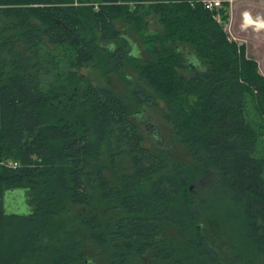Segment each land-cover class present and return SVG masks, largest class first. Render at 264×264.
Here are the masks:
<instances>
[{
	"label": "trees",
	"instance_id": "1",
	"mask_svg": "<svg viewBox=\"0 0 264 264\" xmlns=\"http://www.w3.org/2000/svg\"><path fill=\"white\" fill-rule=\"evenodd\" d=\"M263 128L264 75L200 0H0V264H264Z\"/></svg>",
	"mask_w": 264,
	"mask_h": 264
},
{
	"label": "rangeland",
	"instance_id": "2",
	"mask_svg": "<svg viewBox=\"0 0 264 264\" xmlns=\"http://www.w3.org/2000/svg\"><path fill=\"white\" fill-rule=\"evenodd\" d=\"M256 5L257 8L260 7V2L250 0V2L243 3L242 1H237L235 3V14H236V35L241 37L239 40L235 41L238 44L245 45L247 55L256 60L259 66V71L264 75V29H252V28H245L242 29L239 27V23L241 22V12L244 8H251L254 12H256V8L253 7ZM228 10V9H227ZM226 19V18H225ZM152 28V27H151ZM80 72L87 76V79H90L94 84L100 85H111L113 86L118 93L125 96L128 101H131V86L127 82V80L121 76L116 74H107L105 70L98 64H91L89 66L83 67ZM141 108V106L134 104ZM151 111V112H150ZM144 116H147L149 113L153 116L152 121L161 124L160 126L163 128L166 136L171 142V149L170 152L174 155L175 153L182 154V149L179 148L178 143L172 141L170 139V133L168 129L164 126V123L161 119V114L155 111L154 109L144 108L143 107ZM158 113V114H157ZM264 129V128H263ZM260 149L259 151L264 153V130L261 134L260 139ZM11 194H7L5 208L8 212H28L30 210V205L27 200V195L25 190H15L10 192Z\"/></svg>",
	"mask_w": 264,
	"mask_h": 264
},
{
	"label": "built area",
	"instance_id": "3",
	"mask_svg": "<svg viewBox=\"0 0 264 264\" xmlns=\"http://www.w3.org/2000/svg\"><path fill=\"white\" fill-rule=\"evenodd\" d=\"M207 9H210L215 12V17L218 21L223 24L224 30L227 33V36L230 40L237 41L241 37L236 35V14H235V3L237 1L250 2V0H200ZM255 1V0H254ZM260 2V7L257 8L256 5H253L256 8V12L251 8H244L241 12V22L239 27L242 29L252 28L259 29L260 27L264 29V0H256ZM228 9V18L224 19L221 14V9Z\"/></svg>",
	"mask_w": 264,
	"mask_h": 264
}]
</instances>
